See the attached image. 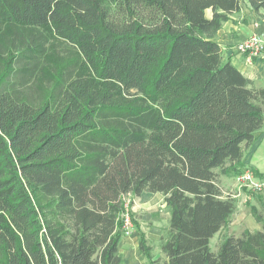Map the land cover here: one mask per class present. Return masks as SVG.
Here are the masks:
<instances>
[{
  "label": "trees",
  "instance_id": "1",
  "mask_svg": "<svg viewBox=\"0 0 264 264\" xmlns=\"http://www.w3.org/2000/svg\"><path fill=\"white\" fill-rule=\"evenodd\" d=\"M242 3L264 13V0H0V264H125L123 200L143 192L169 214L164 263L139 234L147 264H264L254 209L261 230L210 248L237 208L221 179L247 170L264 122V87L214 39Z\"/></svg>",
  "mask_w": 264,
  "mask_h": 264
},
{
  "label": "crops",
  "instance_id": "2",
  "mask_svg": "<svg viewBox=\"0 0 264 264\" xmlns=\"http://www.w3.org/2000/svg\"><path fill=\"white\" fill-rule=\"evenodd\" d=\"M241 6V12L231 16L216 32L214 39L221 46L224 55L230 59L232 65L237 70L250 80L255 81L257 85L264 87V58H254L248 61L245 56L239 54L235 49L239 42L251 34H258L264 38V13L255 14L251 12L245 3H242ZM205 17H211V10L205 11ZM242 161L245 166L254 172V180L263 184V186L258 190H251L246 186L239 187L234 178L224 177L221 179L222 188H224L223 193L237 199L236 211L226 228L229 232H223V236L235 235L241 233L243 230L250 232L259 231L262 228V222L257 221L252 214V209L264 221V122L255 141L251 146L243 150ZM134 199V204L131 205L133 213L137 209H143V207V210L147 211L145 212L147 214L143 215V221H148L149 215L154 213V210H152L153 206L159 203H163L164 205L163 196L159 193L143 192ZM130 239L123 238L121 245L128 243ZM125 247L128 248L127 245ZM119 251L121 252L120 245ZM128 256L129 254L126 255V257Z\"/></svg>",
  "mask_w": 264,
  "mask_h": 264
},
{
  "label": "rangeland",
  "instance_id": "3",
  "mask_svg": "<svg viewBox=\"0 0 264 264\" xmlns=\"http://www.w3.org/2000/svg\"><path fill=\"white\" fill-rule=\"evenodd\" d=\"M235 181V180H234ZM222 186V182H221ZM224 189V188H222ZM224 191V190H223ZM135 196L127 195L124 197V205L125 207H130L133 205V201ZM134 199V200H133ZM146 208V207H145ZM144 209V207H143ZM137 209L135 213H133L132 209L130 210L131 219L135 222L134 231L132 232V236L130 237V241L128 243H124L121 245V252L119 253L123 256L125 264H147V257L144 253H141L139 250L138 240L139 234H144L147 251L149 256L152 257L153 260H158L160 263H164L165 256L160 251V243L159 239L161 236L165 235L166 229L168 228V214L167 210L163 203H159L152 207L154 213L149 215L148 221H143V215L147 214L145 210ZM153 212V211H151ZM231 222V221H230ZM230 224V223H229ZM223 232H229L228 229L222 230L218 235H215L210 243L211 251L215 252L220 241L225 237L223 236ZM224 233V234H225ZM241 233L235 234V236H239ZM227 236V235H226ZM133 238V239H132ZM118 245V250H119ZM128 246V248L125 247ZM129 254L128 257L126 255Z\"/></svg>",
  "mask_w": 264,
  "mask_h": 264
},
{
  "label": "built area",
  "instance_id": "4",
  "mask_svg": "<svg viewBox=\"0 0 264 264\" xmlns=\"http://www.w3.org/2000/svg\"><path fill=\"white\" fill-rule=\"evenodd\" d=\"M235 49L239 54L245 56L248 61L254 58H264V38L258 34H251L249 37L239 42ZM235 182L239 187L246 186L251 190H258L263 186V184L254 180L250 168H247L242 175L236 177ZM130 210V207L127 208L124 205V212L121 215L124 238H130L134 231Z\"/></svg>",
  "mask_w": 264,
  "mask_h": 264
}]
</instances>
